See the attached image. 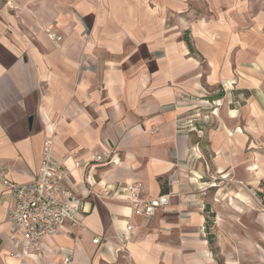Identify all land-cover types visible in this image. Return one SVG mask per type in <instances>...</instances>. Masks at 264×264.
<instances>
[{
  "label": "crops",
  "instance_id": "crops-1",
  "mask_svg": "<svg viewBox=\"0 0 264 264\" xmlns=\"http://www.w3.org/2000/svg\"><path fill=\"white\" fill-rule=\"evenodd\" d=\"M254 1L264 3L0 0V264H61L65 253L70 264H264V12L252 13ZM232 80L248 92L241 104L224 88L207 128H180L203 84ZM46 139L85 211L43 237L39 254L16 257L1 178L35 180ZM129 183L169 203L136 215L120 191ZM247 221L259 234L235 232Z\"/></svg>",
  "mask_w": 264,
  "mask_h": 264
},
{
  "label": "built area",
  "instance_id": "built-area-1",
  "mask_svg": "<svg viewBox=\"0 0 264 264\" xmlns=\"http://www.w3.org/2000/svg\"><path fill=\"white\" fill-rule=\"evenodd\" d=\"M50 37H55L49 33ZM199 115L192 113L185 120L178 121L180 128L193 129V121ZM90 160L107 162L108 154L92 151ZM67 170L63 169L53 157L51 139L43 145L42 160L35 180L20 184L3 176L1 183L6 188L9 199L6 221L20 231L16 239L18 250L13 255L39 254L41 240L51 236L66 221L75 223L78 214L85 211L84 202L78 198L66 184ZM131 204L136 215L150 216L169 203L168 195H157L151 198L140 197V184L129 183L120 188ZM130 228V226H129ZM99 238L93 239L98 242ZM70 254H63L61 264H70Z\"/></svg>",
  "mask_w": 264,
  "mask_h": 264
},
{
  "label": "rangeland",
  "instance_id": "rangeland-1",
  "mask_svg": "<svg viewBox=\"0 0 264 264\" xmlns=\"http://www.w3.org/2000/svg\"><path fill=\"white\" fill-rule=\"evenodd\" d=\"M251 7H252V13L253 14L258 13L259 11L264 12V3H258V2L254 1V2H252ZM202 70H203L202 78H204L206 71H207V68L204 66V63H202ZM235 83L236 82L234 80H232V82L230 81L228 84L226 83L225 86L222 83H219V85H215L214 87H210L206 84H203V89L201 91L200 98H202V97L203 98H209L211 96L216 95L218 93V91L220 90V89H218V87L223 88V89L225 88L224 90L225 91L227 90L229 93V102H230L229 104H230V106H236V105L238 106L239 104H241L243 102V95H242V93H238V95H235L233 93V90H240V89L235 88ZM203 98H202V100H204L205 103H203L204 101L197 103V106L195 107L193 113L195 114V112H198L199 115L196 116L197 117L196 119L197 120H203L204 123L206 124L208 122V120L205 119L204 113L207 114L212 110V102L208 101L206 99H203ZM234 98H236V100ZM208 126H209V124H208ZM249 218H250V216H249ZM247 223H248V225L241 227V229H240V227L239 228L235 227L234 228L235 232H239V234L241 233L242 235L247 236V237L259 234V228L258 227L254 226V225H250L249 221H247ZM214 246H215V243L212 244V247H213V249L215 248V251H216L217 249Z\"/></svg>",
  "mask_w": 264,
  "mask_h": 264
},
{
  "label": "trees",
  "instance_id": "trees-1",
  "mask_svg": "<svg viewBox=\"0 0 264 264\" xmlns=\"http://www.w3.org/2000/svg\"><path fill=\"white\" fill-rule=\"evenodd\" d=\"M182 39L184 40L187 48H188V53L194 57H201V54L194 48L193 46V42L190 38L189 35V30H185L182 34ZM218 89H220L218 91V93L214 96H211L209 98H203L206 99L208 101L212 102V105H217V102L223 97L224 95V90L223 88L218 87ZM244 93L245 96L248 95V92L246 90H233V93L235 95H238V93ZM236 100V98H234ZM213 107V106H212ZM207 110V109H206ZM193 129H189V132H197V131H203L205 128L208 127V124L204 123L203 120H197L195 119L193 121ZM202 145H204V143H202ZM203 212H204V230L206 233V239L208 241V243L210 244V248L211 251L213 253H216L215 248L213 249L212 244L214 243V239H215V235L212 231L213 228V224H214V217H215V213L211 210L210 205L206 204L203 208ZM215 247V246H214ZM218 264H221L220 259L218 258Z\"/></svg>",
  "mask_w": 264,
  "mask_h": 264
}]
</instances>
